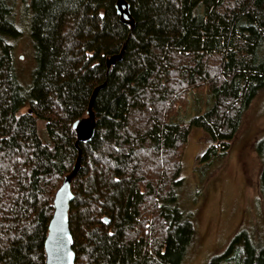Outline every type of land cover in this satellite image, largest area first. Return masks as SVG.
Instances as JSON below:
<instances>
[{
    "label": "trees",
    "instance_id": "1",
    "mask_svg": "<svg viewBox=\"0 0 264 264\" xmlns=\"http://www.w3.org/2000/svg\"><path fill=\"white\" fill-rule=\"evenodd\" d=\"M115 1L0 0V264L45 263L54 194L77 158L72 125L100 86L71 185L74 264H184L195 235L178 203L189 131L202 129L223 155L264 93V0H127L132 30ZM20 6L36 64L29 86L13 57ZM199 89L210 109L174 121ZM255 152L264 209V137ZM208 264H264L263 241L238 232Z\"/></svg>",
    "mask_w": 264,
    "mask_h": 264
},
{
    "label": "rangeland",
    "instance_id": "2",
    "mask_svg": "<svg viewBox=\"0 0 264 264\" xmlns=\"http://www.w3.org/2000/svg\"><path fill=\"white\" fill-rule=\"evenodd\" d=\"M19 9L21 35L14 40L13 57L20 84L29 86L36 64L29 19L23 6ZM19 16L17 13L16 18ZM211 105L207 89L192 91L177 106L173 120L187 125ZM263 137L264 93L244 113L240 128L223 155L220 145L202 129H190L183 149L178 203L183 212L192 214L195 235L184 264H208L241 231L250 235L255 230L264 244V209L258 192L261 160L255 152V143ZM209 150H215V158L209 165L202 164V155Z\"/></svg>",
    "mask_w": 264,
    "mask_h": 264
},
{
    "label": "water",
    "instance_id": "3",
    "mask_svg": "<svg viewBox=\"0 0 264 264\" xmlns=\"http://www.w3.org/2000/svg\"><path fill=\"white\" fill-rule=\"evenodd\" d=\"M114 9L120 23L128 26L132 30L135 26V22L132 18L130 5L127 0H116ZM122 56L123 48L118 54L108 57L105 61L107 70L117 62H120ZM100 88H102V86L93 90L87 105L86 116L76 120L72 125L76 137L75 148L77 150V158L71 171L63 178L61 185L54 194L52 203L53 213L48 225L47 236L44 241V264L75 263L73 238L70 233L68 220L70 204L73 201L71 185L81 168V150L79 144L90 142L95 134L96 117L93 112V103L97 91ZM104 222H108L106 218L104 219Z\"/></svg>",
    "mask_w": 264,
    "mask_h": 264
},
{
    "label": "bare ground",
    "instance_id": "4",
    "mask_svg": "<svg viewBox=\"0 0 264 264\" xmlns=\"http://www.w3.org/2000/svg\"><path fill=\"white\" fill-rule=\"evenodd\" d=\"M59 188V187H58ZM53 211V210H52ZM49 223V222H48Z\"/></svg>",
    "mask_w": 264,
    "mask_h": 264
}]
</instances>
